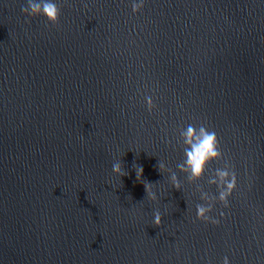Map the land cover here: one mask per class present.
<instances>
[{
    "label": "water",
    "instance_id": "95a60500",
    "mask_svg": "<svg viewBox=\"0 0 264 264\" xmlns=\"http://www.w3.org/2000/svg\"><path fill=\"white\" fill-rule=\"evenodd\" d=\"M54 2L53 26L0 0V264H264V0ZM188 124L225 157L198 180ZM228 161L229 207L197 220Z\"/></svg>",
    "mask_w": 264,
    "mask_h": 264
},
{
    "label": "clouds",
    "instance_id": "9594fccd",
    "mask_svg": "<svg viewBox=\"0 0 264 264\" xmlns=\"http://www.w3.org/2000/svg\"><path fill=\"white\" fill-rule=\"evenodd\" d=\"M145 0H130L131 12L136 15L144 8ZM21 13L26 17H43L50 25H56L60 16V9L54 0H27V6L21 8ZM144 103L146 109L151 113L155 107L153 98L145 96ZM179 140L183 145L184 160L178 167L181 171L186 172L190 179L198 180L204 175L205 168L210 162L223 159L224 153L221 151L217 133L204 124L199 126L188 124L186 127L180 128ZM164 164H158V168L162 169ZM112 173L122 176V170L119 164L112 165ZM143 175V167L136 170V180L141 182ZM173 188L179 190L180 185L176 181L175 175L172 176ZM209 185L215 187V194L211 198L201 196L204 203L197 204L195 207L196 219L204 223L212 225L219 224L220 220L211 216L215 205L218 203L223 208L229 207V197L237 187V176L230 162L228 166L215 170L214 175L208 180ZM144 191L146 195L151 190V184L144 182ZM155 198V194H152ZM223 212L220 213V219H223ZM152 223L159 226L161 223V214L159 211L153 213ZM222 264H231L227 256L224 257Z\"/></svg>",
    "mask_w": 264,
    "mask_h": 264
}]
</instances>
